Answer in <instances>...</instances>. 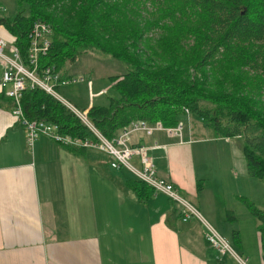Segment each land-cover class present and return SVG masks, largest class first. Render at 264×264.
I'll return each mask as SVG.
<instances>
[{"label": "trees", "instance_id": "16d2710c", "mask_svg": "<svg viewBox=\"0 0 264 264\" xmlns=\"http://www.w3.org/2000/svg\"><path fill=\"white\" fill-rule=\"evenodd\" d=\"M13 1L15 13L11 17L3 14L0 27L10 38L4 40L6 45L17 49L24 64L31 24L41 21L50 26V44L38 59L37 72L49 68L60 78H71L64 74V63H73L85 49L128 65L121 76L107 77L109 87L87 111L88 121L104 138L116 137L135 120L173 128L184 115H190L214 138H239L247 176L264 183V113L258 108L259 88H245L240 78L244 68L257 74L258 80L264 77V0H151L157 8L155 18L142 28L130 20L137 15L128 5L137 0ZM149 28L160 30L163 37L158 46L167 58L164 65L143 59L137 47L142 32ZM186 37L193 39L190 55L179 53L178 44ZM214 57L219 59L213 61ZM202 64L211 68L215 81L209 83L204 73L200 79L188 76L189 67L201 68ZM20 107L27 119L54 124L64 135L88 137L74 115L37 88L21 94ZM83 108L82 103L78 109ZM128 185L137 195L153 193L135 179ZM201 186L197 180V192ZM242 203L258 223L264 264V211ZM231 243H238L236 232H232Z\"/></svg>", "mask_w": 264, "mask_h": 264}, {"label": "crops", "instance_id": "0c3cea01", "mask_svg": "<svg viewBox=\"0 0 264 264\" xmlns=\"http://www.w3.org/2000/svg\"><path fill=\"white\" fill-rule=\"evenodd\" d=\"M0 38L10 41L2 27ZM10 109V102L0 98V264H225L203 249L202 229L195 221L181 222L179 211L161 194L141 191L138 196L129 188L131 175L108 167L102 153L66 149L46 137L28 148ZM184 128L181 142L156 132L132 134L129 144L146 146L156 176L192 199L224 238L231 241L236 232L233 248L246 251L241 240L244 234L251 236L262 264L257 222L250 213L239 221L227 206L208 207L201 202L204 186L198 192L195 188L197 177L202 184L207 179L196 174V159L206 169L205 148L217 143L237 151L239 144L214 138L196 119L186 121ZM219 155L213 152L211 158L224 159ZM223 156L229 162L228 181L243 179L245 196L246 185L250 192L259 188L260 203L244 198L264 211V183L249 178L241 161L231 163L230 151ZM214 177L224 192V181L219 174ZM240 193H234L235 201L243 198ZM216 211L223 213L220 221Z\"/></svg>", "mask_w": 264, "mask_h": 264}, {"label": "built area", "instance_id": "2783aa9c", "mask_svg": "<svg viewBox=\"0 0 264 264\" xmlns=\"http://www.w3.org/2000/svg\"><path fill=\"white\" fill-rule=\"evenodd\" d=\"M4 12L0 6V17ZM50 36L51 29L48 24L41 21H35L31 24L28 32L29 45L26 64L20 59L17 49L7 46L5 41L0 38V95L10 102V113L18 126L23 129L27 147L30 148L38 137H46L66 149L91 150L102 153L110 159L109 167L111 169L125 170L133 179L149 187L153 194H161L168 201L176 204L180 209L181 222H187L191 219L199 221L204 228L203 238L218 255H227L235 264H245V261L237 256L230 244L218 235L209 224L202 221L198 212L181 196L176 187L156 176L154 165L147 153L148 148L143 145L131 146L129 144L132 134L140 133L144 136H150L156 132L164 133L181 142V130L184 128V124L179 122L173 128H164L159 122L149 125L144 121L135 120L122 129L116 137L110 140L104 138L87 119V111L92 105L87 104L85 109L80 110L58 95L56 90L58 87L75 83V79L60 78L49 68L37 72L38 59L47 53ZM5 50L7 54L4 53ZM79 83H88L89 85L90 81L79 79ZM99 86L101 95L109 87L105 83ZM34 88L50 96L74 115L86 129L88 137L78 138L64 135L59 133L58 127L54 124L25 118L20 107L21 94L27 89ZM184 112L187 114L186 110ZM157 147L155 144L152 145V148ZM132 158L136 159L137 164L130 163Z\"/></svg>", "mask_w": 264, "mask_h": 264}, {"label": "rangeland", "instance_id": "374dc122", "mask_svg": "<svg viewBox=\"0 0 264 264\" xmlns=\"http://www.w3.org/2000/svg\"><path fill=\"white\" fill-rule=\"evenodd\" d=\"M0 6L4 9V14L8 17H11L15 13V6H14V1L13 0H0ZM128 8L131 10V12L135 13L137 15V18H132L130 17V20L132 21L133 24H137L138 27H144V23L148 22L151 23L152 20L155 18V14L157 11L156 6H153L151 4V0H137L136 3L133 5L132 3L128 5ZM59 12V9H58ZM160 24V23H159ZM160 30L156 28H149L148 30H145L142 32V37L138 41V49L142 51V58L146 59L147 57L152 59L155 64L157 65H164L167 63V58L166 56L162 53L161 49L159 48L158 45H161L163 40V37H161V33H159ZM193 39L191 37H186V39L182 40L179 44V53L180 54H191V46L193 44ZM189 50V51H188ZM155 51L156 55L153 53ZM5 54L6 51L4 52ZM206 52L203 51V55ZM78 59L74 61L73 63H67L65 62L63 71L64 74L66 73L67 75H70L71 78L75 79L76 82L72 83L68 86L65 87H60L58 91V95L62 96L65 100H67L70 104L76 106L79 108V106L83 103L84 105H93L94 102H98L100 100V97L103 95L100 94V86L105 83L107 80V77L109 76H121L128 68V65L118 62L112 58H110L107 55H103L95 50L91 49H85L81 50L79 55L77 56ZM216 61L219 59V57H214ZM210 67L208 65H203L201 68H198L196 66L189 67L187 70V74L190 78L194 79H200L201 74L204 73L205 79L211 83L214 80L212 77V72L210 71ZM216 73L219 75V70L217 68H214ZM242 74L240 76L242 83L245 85V88H259V94H258V104H259V109L264 113V77L262 80H258L257 77L258 75L255 74L253 71L244 68L242 70ZM221 73V72H220ZM85 77H89L90 79H94L92 82L89 83H79V79H83ZM238 78V79H240ZM121 79V77L119 78ZM118 79V80H119ZM234 81H231L233 83ZM97 83V84H96ZM259 83H261L259 85ZM99 84V85H98ZM114 83H112L113 85ZM210 88H213V84H209ZM244 89V88H243ZM254 93H256V90H252ZM83 94V97H82ZM242 94H247L246 92ZM185 113V112H184ZM184 120L181 121V124L183 123L185 126V122L190 120H193L194 118L191 117L190 115H184ZM185 128H182L181 133L183 132ZM236 139V140H235ZM231 140H234L236 144H239V147L236 150L233 149H225L223 150V146L221 144L217 143H211L209 144L204 151V154L207 153V157H205V164L206 169L201 170L202 166V161L196 159V174L197 176H203L206 177V181L203 179V186L204 190L201 194L202 198V203L207 205L208 207L211 206H227L228 209L232 210L236 216L239 217V221L243 219L245 215H248V210L244 208V202L245 198L248 199V196L256 201L257 203H260V190L259 188H256L255 191H249V187L246 185L245 189L248 193H246V196L243 193L244 189V180L239 179L237 182L232 183L229 182L227 178V167H228V159L226 157H222L223 153H227L230 151V162L234 163L237 165L238 162L241 161V166L245 168L244 164V159L242 155V141L238 138H232ZM241 146V148H240ZM236 149V148H235ZM216 152L219 153L220 158H224L221 161H215L213 160L212 153ZM107 157V156H105ZM107 160V165L109 167V158H106ZM239 160V161H238ZM131 164L134 163L133 159L130 161ZM217 164H220L219 170L217 169ZM198 165V166H197ZM218 172H217V171ZM122 173L126 174L125 170H121ZM235 172L238 174V178H240V171L238 168L235 169ZM208 174V175H207ZM216 174H219L220 177L222 178V182L224 181L225 183V189L224 192H220V185L218 182H215V177L212 178V175L215 176ZM200 179V177H197L196 180ZM254 181V180H253ZM261 181H258L256 183H259ZM262 183V182H261ZM252 187V186H251ZM242 192L243 198L238 199V201H235V198L233 197L234 193L236 192ZM181 194V193H180ZM248 194V195H247ZM201 216L202 221H205L207 224H209L217 233L220 235L222 238H224L218 231L217 226L214 225L212 220L206 215L203 214L202 212L199 213V211L196 209V207L193 205L194 201L188 197H185L181 195ZM245 197V198H244ZM214 201V203H212ZM240 201V202H239ZM174 207L179 211V207L176 204H173ZM257 208V207H256ZM259 209V208H257ZM223 213L220 215H217L216 211V218L217 220H221V216ZM215 218V219H216ZM192 221H195V225L202 229V234L204 231V228L202 224L195 220L191 219ZM214 220V219H213ZM216 226V227H215ZM258 226V223H257ZM203 236V235H202ZM225 236V235H224ZM204 239V238H203ZM229 244H231L230 239L224 238ZM205 241V239H204ZM206 243V244H205ZM241 243L246 247V251L242 250L239 251L238 249H235L232 247L233 251L237 254V256L240 257L243 261H245V264H260L259 263V255L258 251L256 249V243H254L253 239L249 235L244 234V239L241 240ZM203 249L207 250L208 253L213 254L214 258L216 260H220L221 262L225 264H235L230 258L225 255V256H220L218 255L210 246L209 244L205 241L203 242ZM215 262V261H214ZM216 263V262H215Z\"/></svg>", "mask_w": 264, "mask_h": 264}, {"label": "bare ground", "instance_id": "6f19581e", "mask_svg": "<svg viewBox=\"0 0 264 264\" xmlns=\"http://www.w3.org/2000/svg\"><path fill=\"white\" fill-rule=\"evenodd\" d=\"M52 70V69H51Z\"/></svg>", "mask_w": 264, "mask_h": 264}]
</instances>
